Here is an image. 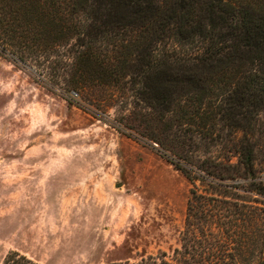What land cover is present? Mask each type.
<instances>
[{
  "label": "trees",
  "instance_id": "1",
  "mask_svg": "<svg viewBox=\"0 0 264 264\" xmlns=\"http://www.w3.org/2000/svg\"><path fill=\"white\" fill-rule=\"evenodd\" d=\"M69 43L70 60L54 66L64 88L91 104L88 87L130 91L142 136L194 184L185 250L176 249L184 261L208 253L211 264H264V178L255 171L264 150V0H0V54L28 64L49 57V44ZM202 145L229 154L197 155L195 164ZM3 264L39 263L12 251Z\"/></svg>",
  "mask_w": 264,
  "mask_h": 264
},
{
  "label": "rangeland",
  "instance_id": "2",
  "mask_svg": "<svg viewBox=\"0 0 264 264\" xmlns=\"http://www.w3.org/2000/svg\"><path fill=\"white\" fill-rule=\"evenodd\" d=\"M48 46L41 63L0 54V264L12 251L39 264H211L176 251L194 184L142 136L130 91L88 87L89 103L56 77L72 44ZM227 150L202 145L194 162ZM255 171L264 178V150Z\"/></svg>",
  "mask_w": 264,
  "mask_h": 264
}]
</instances>
